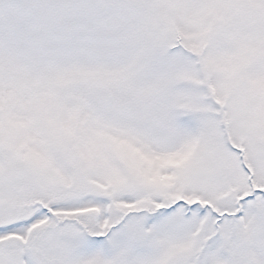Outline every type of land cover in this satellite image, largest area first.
Instances as JSON below:
<instances>
[{"label":"snow or ice","instance_id":"6c2138e0","mask_svg":"<svg viewBox=\"0 0 264 264\" xmlns=\"http://www.w3.org/2000/svg\"><path fill=\"white\" fill-rule=\"evenodd\" d=\"M0 264H264V0H0Z\"/></svg>","mask_w":264,"mask_h":264}]
</instances>
